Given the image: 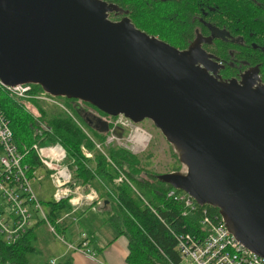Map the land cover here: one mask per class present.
Listing matches in <instances>:
<instances>
[{
  "label": "water",
  "instance_id": "1",
  "mask_svg": "<svg viewBox=\"0 0 264 264\" xmlns=\"http://www.w3.org/2000/svg\"><path fill=\"white\" fill-rule=\"evenodd\" d=\"M106 0H0V79L38 84L134 122L150 119L186 169L157 177L217 207L264 256V82L223 77L197 37L186 47L113 20ZM92 125L100 132L106 121ZM121 135L120 130H115ZM107 201V200H105Z\"/></svg>",
  "mask_w": 264,
  "mask_h": 264
},
{
  "label": "trees",
  "instance_id": "2",
  "mask_svg": "<svg viewBox=\"0 0 264 264\" xmlns=\"http://www.w3.org/2000/svg\"><path fill=\"white\" fill-rule=\"evenodd\" d=\"M116 1L121 6L128 4L138 27L180 48L186 47L199 34L202 45L224 65L222 75L239 76L244 69L257 66L264 81V0H175V14L171 10L172 4L160 5L156 0ZM32 87L34 90L41 88L34 83ZM58 97L65 100L98 140L104 139L105 134L90 126L75 108L73 98ZM82 103L95 107L88 102ZM0 108L19 148L29 146L36 140L42 143L58 142L64 146L67 162L75 167L72 185L88 183L98 191L103 199L99 207L107 212V218L118 233L128 237L126 259L129 263L177 262L175 234L200 232L196 216L184 215L183 203L165 196L171 185L157 177L160 172L146 168L140 157L129 149L115 143L106 144L103 145V153L68 114L45 109L35 99L17 98L0 90ZM39 118L44 120L46 128L42 136L37 137L35 130ZM82 146L92 153L91 157L83 153ZM24 161L32 169L39 166L31 150L25 153ZM180 163L173 164L172 170H178ZM117 168L126 173L140 194L126 181L115 180ZM40 201L48 218L61 232L58 228L61 222L57 220L71 208L70 202L66 198ZM207 207L218 213L217 207L208 204ZM31 232L30 226L15 240H5L0 233V264H31L27 254L36 250ZM38 264L51 262L47 260ZM54 264L74 263L67 257Z\"/></svg>",
  "mask_w": 264,
  "mask_h": 264
},
{
  "label": "built area",
  "instance_id": "3",
  "mask_svg": "<svg viewBox=\"0 0 264 264\" xmlns=\"http://www.w3.org/2000/svg\"><path fill=\"white\" fill-rule=\"evenodd\" d=\"M0 90H5L17 98H30L58 106L78 124L103 153H105L103 145L118 144L121 138H126L130 149L137 152L144 149L151 138L148 130L121 113L98 115L97 112L88 108L109 125L108 129L103 132L104 139L98 140L60 97L42 88L34 90L32 83L10 85L5 84L1 79ZM37 122L39 125L36 127L35 134L40 137L46 125L38 119ZM115 130H120L121 135ZM121 144L123 143H119ZM29 150L35 154L39 165L37 168L32 169L31 165L29 166L24 161L25 153ZM82 151L86 156L92 155L84 146H82ZM39 169L47 171L53 183L52 198L54 200L66 198L71 204V208L65 211L57 222L65 217H72L81 204H88L87 206L93 209L103 204L102 197L92 185L88 183L72 185L74 170L67 162L66 150L62 144L42 143L36 140L29 146L23 145L19 148L9 122L0 108V233L5 240L19 238L27 231L37 215L58 239L64 240L63 234L48 218L43 204L33 191L31 181L40 178ZM117 169L118 176L115 180L126 181L140 194L126 173ZM165 196L182 202L184 205L182 213L196 216L200 229V232L195 234L191 232L175 234V248L179 259L177 262L170 260L171 264H264V256L242 244L226 227L219 212L210 211L207 204H199L188 192L179 188L171 186L166 190ZM151 208L156 212L153 207ZM72 218L76 219L75 216ZM74 248L94 257L85 231L80 232V242ZM50 262L54 264L55 260L51 259Z\"/></svg>",
  "mask_w": 264,
  "mask_h": 264
},
{
  "label": "rangeland",
  "instance_id": "4",
  "mask_svg": "<svg viewBox=\"0 0 264 264\" xmlns=\"http://www.w3.org/2000/svg\"><path fill=\"white\" fill-rule=\"evenodd\" d=\"M62 99L64 102L65 100ZM75 100V99H73ZM82 101H79L81 104ZM41 105L46 109H52L51 111H61L64 112L61 108H59L56 105L53 104H47L45 102H41ZM46 104V105H45ZM106 114V113H104ZM39 115H37L38 117ZM39 121L44 122L43 119L39 118ZM139 125L144 127L146 130H148L151 133V138L147 145L144 147V149L139 150L137 152H134L130 149V144L127 142L126 138H121L120 142L115 143L119 145V143H123L119 146L125 147L129 149L131 152L136 154L138 157H140L142 163L145 165L146 168H149L151 171L154 172H166L171 171L174 165H176L179 161L178 155L174 149V147L165 139L161 131L153 124V122L150 119H143L140 122H137ZM127 135V134H126ZM125 135V136H126ZM117 142V141H113ZM114 144V143H110ZM86 148V147H85ZM87 149V148H86ZM88 150V149H87ZM91 157V156H90ZM174 164V165H173ZM179 166L178 170L184 171L186 169L184 164L177 165ZM73 170L75 167H72ZM42 171L39 169V172ZM31 185L33 188L34 193L39 199L45 200L51 198V193L53 191V184L49 177H44L42 179L36 178L31 181ZM88 204H81L79 206V209L87 207ZM100 207H97L98 209ZM95 209V210H96ZM86 215L89 217V222L86 225H83L82 221L85 219L84 217H80V220L75 222V225L72 226V228L77 227H84L85 229L91 228L93 224H96V221L100 220V215L98 212H95L92 209H88ZM101 223L102 226L99 228L100 236L103 240H109L113 236L117 234V230L110 224L109 222ZM104 224V225H103ZM71 228H67L65 233L63 234L64 239L66 241L72 239V232ZM36 232L38 233V237L36 239H33L32 243L36 247L35 251L28 252L27 258L29 263L31 264H38L42 263L44 261L49 260L52 258V255H57L56 252H59L58 249H62L64 244L62 241V244L59 242L60 239L55 238L49 231L46 230L44 225H40ZM114 244H111L107 247L103 245L101 246H95L94 249L90 246L91 250L94 253V258L100 261L101 264H114L112 263L114 261L122 262L123 264H129L125 261L124 256H122V253H120V249L126 248L127 245V238L124 235H119L118 239L115 240ZM58 246L57 250L55 248ZM55 250V251H54ZM108 255L109 258L112 260H109L106 256Z\"/></svg>",
  "mask_w": 264,
  "mask_h": 264
},
{
  "label": "crops",
  "instance_id": "5",
  "mask_svg": "<svg viewBox=\"0 0 264 264\" xmlns=\"http://www.w3.org/2000/svg\"><path fill=\"white\" fill-rule=\"evenodd\" d=\"M40 178L42 179L44 177H48L47 173L45 172V170H42L39 172ZM53 184V183H52ZM54 188V186H53ZM53 192V191H52ZM51 198H52V193H51ZM42 200V199H40ZM88 209H92L95 212H98L100 215V220L96 221V224H93L89 229H85L84 227H77V228H72V226L75 225V222L80 220V217H84L85 219L82 221L83 225L88 224L89 222V217L86 215L87 210ZM75 216L76 219H73L72 217ZM72 217L68 216L65 217L61 220H59L58 222H61L60 226L58 227L61 230V234H64L67 228H71V232H72V239L66 241L64 240H60L59 242L62 244V242L64 244L62 249H58L59 252H56L57 255H52V258H50L48 261H50L51 259H54L55 262L59 261V260H63L67 257H70L73 261L74 264H101L100 261H98L97 259H95L94 257H90L87 254L83 253L80 250H77L76 248H74V246L76 244H78L80 242V232L81 231H85L88 235V240H89V244L90 246L94 249L95 246H101L103 244H105L104 246L107 247L111 244H114L116 242H114L115 240L118 239V236L124 235L127 238V245L126 248H122L120 249V253H122V256H124L125 261L127 263H129L126 259V255H127V251H128V237L127 235H125L124 233H118V229L113 225V223L107 218V212L103 210V208H98V209H93V208H82V209H78L76 210V212L73 213ZM105 222H109L110 224H112V226L117 230V234L115 236H113L111 239L109 240H103L100 236V232H99V228L101 225V223L106 224ZM103 224V225H104ZM40 225H44V227L46 228L47 231H49L55 238H57L47 227V225L40 220L39 216H35L32 223H31V227H32V236L33 239H36L38 237V233L36 232V229L40 226ZM32 239V240H33ZM58 239V238H57ZM62 241V242H61ZM58 246L55 248V250H57ZM54 250V251H55ZM35 251V250H34ZM109 260H112L111 258L108 257V255L106 256ZM114 264H123L122 262H116L114 260H112ZM131 264V263H129Z\"/></svg>",
  "mask_w": 264,
  "mask_h": 264
},
{
  "label": "flooded vegetation",
  "instance_id": "6",
  "mask_svg": "<svg viewBox=\"0 0 264 264\" xmlns=\"http://www.w3.org/2000/svg\"><path fill=\"white\" fill-rule=\"evenodd\" d=\"M106 1H108V3H111L112 5H113V7H112V10H110L109 12H108V15H109V17L111 18V19H113V20H118V19H121L122 17H124V16H127V17H129L130 18V20L136 25V23L134 22V20H133V14L131 13V11H130V9H129V6H128V4H126V3H124V5L123 6H121L116 0H106ZM145 1H151V0H145ZM160 5H167V4H172L171 5V10L173 11V13L175 14L176 12H175V6H174V1L175 0H156ZM137 26V25H136ZM138 27V26H137ZM140 28V27H139ZM141 29V28H140ZM143 30V29H142ZM156 35V34H155ZM197 41L198 42H200V44H201V46L204 48V49H206L203 45H202V41L203 40H201L200 39V35L198 34L197 36ZM194 40V39H193ZM192 40V41H193ZM190 43V42H189ZM188 45V44H187ZM207 50V49H206ZM207 51H209V50H207ZM209 52H211V51H209ZM211 53H213V52H211ZM214 54V53H213ZM214 58L216 59V57H215V54H214ZM216 61H217V63L219 64V66H220V69H219V72H220V74L222 75V73H221V71L223 70V68H224V65H222V63H221V61L220 60H217L216 59ZM252 67H256L257 68V70H258V75H259V77H260V79L262 80V75H261V73H260V71H259V68L257 67V66H250V67H248V68H252ZM248 68H246V69H248ZM245 70V69H244ZM243 70V71H244ZM242 72V71H241ZM240 72V73H241ZM240 73H239V76H240ZM223 77H232V76H224V75H222ZM239 76H236V77H239ZM263 81V80H262ZM264 82V81H263ZM77 102V100H73V103H76ZM81 107H82V110L81 111H79L81 114H82V116H83V118L86 120V122L90 125V126H92V125H94V124H100V121H99V117L100 116H98V115H104V113L103 112H101L100 110H98L97 108H95V107H93V106H88V105H86V104H84V103H82L81 102ZM88 108H90V109H92V111H95V112H97L98 113V115L97 114H95L94 112H92V111H89L88 110ZM93 127V126H92Z\"/></svg>",
  "mask_w": 264,
  "mask_h": 264
}]
</instances>
